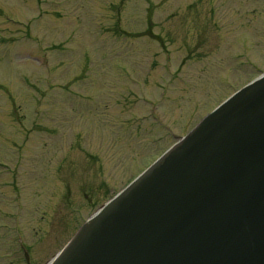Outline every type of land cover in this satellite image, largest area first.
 Listing matches in <instances>:
<instances>
[{"label": "rangeland", "instance_id": "rangeland-1", "mask_svg": "<svg viewBox=\"0 0 264 264\" xmlns=\"http://www.w3.org/2000/svg\"><path fill=\"white\" fill-rule=\"evenodd\" d=\"M263 73L264 0H0V264H48Z\"/></svg>", "mask_w": 264, "mask_h": 264}, {"label": "water", "instance_id": "water-1", "mask_svg": "<svg viewBox=\"0 0 264 264\" xmlns=\"http://www.w3.org/2000/svg\"><path fill=\"white\" fill-rule=\"evenodd\" d=\"M49 264H264V74L102 205Z\"/></svg>", "mask_w": 264, "mask_h": 264}]
</instances>
